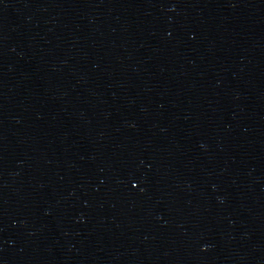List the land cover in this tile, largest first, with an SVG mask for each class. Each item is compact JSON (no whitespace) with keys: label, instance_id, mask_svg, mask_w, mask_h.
Wrapping results in <instances>:
<instances>
[{"label":"water","instance_id":"1","mask_svg":"<svg viewBox=\"0 0 264 264\" xmlns=\"http://www.w3.org/2000/svg\"><path fill=\"white\" fill-rule=\"evenodd\" d=\"M0 264H264V0H0Z\"/></svg>","mask_w":264,"mask_h":264}]
</instances>
